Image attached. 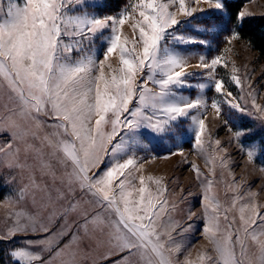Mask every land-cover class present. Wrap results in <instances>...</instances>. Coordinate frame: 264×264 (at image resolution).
<instances>
[{"label":"snow or ice","instance_id":"1","mask_svg":"<svg viewBox=\"0 0 264 264\" xmlns=\"http://www.w3.org/2000/svg\"><path fill=\"white\" fill-rule=\"evenodd\" d=\"M204 2L217 23L230 17L229 42L243 38L252 13H231L229 0ZM103 7L97 0H0V170L11 174L0 179L9 188L0 200L16 209L0 230V245H13L5 252L8 264H177L176 235L193 228L175 219L178 205L168 200L163 178H147L153 192L141 175L135 189L131 169L139 150L174 141L189 117L202 147L205 121L192 110L207 101L183 94L194 75L185 68L190 46L208 45L200 37L213 25L181 31L187 18L205 11L189 10L185 0H179L184 21L158 0H124L115 12L96 11ZM129 18L140 52L121 36ZM97 41L102 60L93 50ZM114 53L120 68L106 78L104 65ZM199 61L207 71L199 90L223 94L232 110L264 123V106L253 99L255 112L249 111L215 77L219 57L209 63L200 55ZM232 79L243 90L240 79ZM211 107L230 124L221 103L213 99ZM229 130L250 162L264 156V139H252L251 129ZM203 200L202 235L213 254L202 253V264H264V215L257 224L256 206H241L233 229L222 226L221 206L208 188ZM184 264L192 262L185 258Z\"/></svg>","mask_w":264,"mask_h":264},{"label":"rangeland","instance_id":"2","mask_svg":"<svg viewBox=\"0 0 264 264\" xmlns=\"http://www.w3.org/2000/svg\"><path fill=\"white\" fill-rule=\"evenodd\" d=\"M97 2L102 3L104 7L96 11L115 12L123 5L124 0H119L115 3L116 5L110 4L108 0H97ZM138 2L139 0H130V3ZM158 2L169 4V11L175 12L178 19L185 20V17L179 13V0H176L175 4L170 3V0H158ZM185 5L189 10L199 8L205 11H196L193 17L187 18V22L181 25V31L186 32L190 27L198 24L213 25L209 32L203 33L200 37L207 39L208 45L190 46L192 56L188 60L189 66L185 68V71L194 73V75L187 78L191 87L185 88L183 94L189 95L190 98L200 95L207 101L206 108L199 112L192 110V115L205 121L206 131L202 136L203 145L202 147L196 145L195 125L191 123V117H189L174 141H164L139 150L137 152L139 159L131 172L135 189L140 187L139 177L141 175L145 177L146 186L153 192L156 190V185L147 178L149 176L153 179L163 178L161 187L167 188L168 200L178 205L179 210L174 213L175 219L180 220L184 227L189 224L193 225L189 231L176 235L175 242L181 245V251L176 254L177 264H184L185 258L192 264H202L199 259L202 253L213 254L212 245L202 235L204 226L202 203H204L205 188L209 189L215 201L221 206L222 226L228 223L232 224L235 229L239 225L240 207L245 204L256 206L257 224L260 223L258 217L264 215V170H262L264 169V156L258 155L254 162H250L246 154L239 150L229 130L230 127L246 126L253 133L252 139L259 141L264 139V123L254 115L249 116L246 113L241 114L232 110L227 103H224L223 94L209 92L207 89L199 90L196 86L207 82V71L196 65L200 63V55L205 56L209 63L211 59L219 57L221 63L214 69L215 77L222 80L241 106L255 112L252 108L253 99L255 104L264 106V58L244 38L229 42L230 30L234 28L229 16H223L220 18L222 22L217 23V15L210 10L209 3L204 0H200L199 4L195 0H185ZM240 10L250 12L253 16L264 15V0H246ZM135 18L139 19L138 13ZM133 23L134 20L129 18L121 26V36L122 39H128L130 48L135 46L136 52H140L142 51L140 45L133 43L134 39L138 38V30L134 31ZM93 50L97 52L98 60H102V45L99 41L95 43ZM119 60V55L114 53L105 62L106 78H110L112 74H118ZM233 76L240 79L243 90L241 85L236 84L232 79ZM250 84L254 86V91L249 90L248 85ZM213 99L221 103L224 114L230 118L229 125H225L223 117L217 116L215 109L211 107ZM217 140L220 141L219 147L215 143ZM249 142V140L244 141L245 144ZM169 153L176 154L170 155ZM221 158H223V166ZM193 165L199 170V177L193 170ZM4 178L10 180L11 174L7 170H0V179ZM209 181L212 182L211 185L208 184ZM8 191V187L0 185V193ZM15 210L11 205L0 200V230L7 227L5 221ZM225 214L228 217L227 222L224 221ZM245 215H248L247 209ZM4 245L6 250L13 246ZM172 246L175 247V244ZM6 264H8V257Z\"/></svg>","mask_w":264,"mask_h":264},{"label":"trees","instance_id":"3","mask_svg":"<svg viewBox=\"0 0 264 264\" xmlns=\"http://www.w3.org/2000/svg\"><path fill=\"white\" fill-rule=\"evenodd\" d=\"M110 4L119 0H108ZM246 0H229L231 5L230 12L235 13L240 10ZM242 36L247 41H251L252 47L258 52V54L264 58V15H255L251 18L250 22L246 25L242 32ZM5 245H0V264L7 263V255H5Z\"/></svg>","mask_w":264,"mask_h":264},{"label":"bare ground","instance_id":"4","mask_svg":"<svg viewBox=\"0 0 264 264\" xmlns=\"http://www.w3.org/2000/svg\"><path fill=\"white\" fill-rule=\"evenodd\" d=\"M256 190V189H255ZM254 191V190H253Z\"/></svg>","mask_w":264,"mask_h":264}]
</instances>
